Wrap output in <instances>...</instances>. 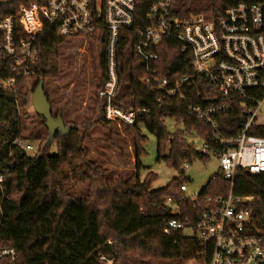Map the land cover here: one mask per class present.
<instances>
[{
	"label": "trees",
	"instance_id": "obj_1",
	"mask_svg": "<svg viewBox=\"0 0 264 264\" xmlns=\"http://www.w3.org/2000/svg\"><path fill=\"white\" fill-rule=\"evenodd\" d=\"M28 1L31 0H0V19L14 14L21 3ZM239 1L242 0H174L172 7L174 15L182 19L193 14L216 19ZM95 36L61 35L54 24L47 23L34 40L37 49L36 59L31 64L34 83L25 87L18 83L21 80L18 78L13 88L0 84V247L15 248L17 264H101L100 254L114 255L115 264H186L202 251L200 241L186 235L182 229L165 233L164 227L166 220L172 217H186L187 226H195L198 208L180 188L183 182L189 181L182 164H191L195 159L204 161L209 153L217 157V147L210 139L209 126L188 110L187 104L203 103L202 98L194 94L198 91L206 95L208 91L195 80L185 91L184 98L178 94L158 101L157 97L164 90L142 81L146 71L142 59L133 52L137 34L132 29H122L119 33L115 50L117 85L112 102L122 109L147 110L135 124H123L124 130L131 135L135 158L133 171L108 180L105 170L88 157L92 152V125L104 126L112 140L111 146H116L113 136H118V132L108 126L112 120L105 118L102 101L98 103L99 111L68 120L72 127L66 135L56 133L54 154L48 153L46 134L39 136L41 143L34 154L14 143L21 138H36L35 133L26 138L22 136L20 107L30 99L40 78L45 82L65 71L59 64L64 56L62 48L72 43V38H97ZM98 41L100 74L97 87H102L108 75V57L105 40L98 37ZM156 51L161 78L172 83L179 75L192 73L190 54L182 51L174 37L163 38ZM0 62V79L11 77L9 64L12 61L3 59ZM76 93L75 89L58 110L57 115L63 120L69 114L67 104ZM261 96L263 92H258V97ZM233 104L229 111L217 117L219 133L223 136L240 132L247 119L246 114L239 112L236 101ZM167 118L175 119L185 131L179 128L169 131L165 123ZM143 129L156 137L157 160L178 172L157 189L150 186L156 178L154 172L148 171L143 180L139 177L143 166L140 162L142 143L146 139ZM185 132L197 134L199 139L210 144L211 151L197 150ZM249 133L264 136V125H254ZM82 170L90 184L87 190L76 194L69 190L67 182ZM230 187V181L217 170L201 189L200 197L226 194ZM232 191L251 197L245 205L251 212L247 228L264 239V173L252 175L238 169ZM167 200L177 204L181 215L173 211Z\"/></svg>",
	"mask_w": 264,
	"mask_h": 264
},
{
	"label": "built area",
	"instance_id": "obj_2",
	"mask_svg": "<svg viewBox=\"0 0 264 264\" xmlns=\"http://www.w3.org/2000/svg\"><path fill=\"white\" fill-rule=\"evenodd\" d=\"M174 0H31L21 3L14 14L0 19V61L9 59L13 75L1 78L0 84L13 88L18 80L34 75L31 64L36 59L35 37L47 23L57 27L61 35L95 34L107 48V79L98 91L103 102L105 118L125 125H133L145 109H122L113 104L117 85L115 50L122 29L137 34L133 52L145 67L143 82L164 90L157 97L178 95L199 80L208 91L196 92L203 103L190 102L188 110L210 128L211 141L217 147L219 170L230 181L226 194L200 197V191L188 193L183 182L181 190L197 206L195 226H187L188 218L166 220L164 232L172 229L189 231L203 248L186 264H264V239L249 232L250 209L245 207L251 197L236 195L232 185L238 169L252 175L264 173V136L249 133L256 124L264 98V0H242L227 7L216 19L193 14L186 19L174 15ZM143 24V25H142ZM145 24V25H144ZM104 33V34H103ZM165 37H174L182 51H188L192 73L182 74L170 83L161 78L158 69L157 45ZM1 63V62H0ZM8 68V67H7ZM258 92L263 96L258 97ZM206 100H210L206 102ZM247 119L242 130L234 135L219 133L217 117L234 105ZM202 141L200 151L209 152L211 146ZM14 143L25 151H35L34 145L17 139ZM189 162L182 164L185 170ZM1 181V176H0ZM173 211L181 215L175 202L167 200ZM209 248V249H208ZM209 252V254H208ZM17 250L0 247V264H17ZM101 264H115L111 254H100Z\"/></svg>",
	"mask_w": 264,
	"mask_h": 264
},
{
	"label": "rangeland",
	"instance_id": "obj_3",
	"mask_svg": "<svg viewBox=\"0 0 264 264\" xmlns=\"http://www.w3.org/2000/svg\"><path fill=\"white\" fill-rule=\"evenodd\" d=\"M99 43L98 39L94 37L72 38V43L62 48L64 56L59 64L61 69L65 71L57 77L47 78L44 82V90L49 98L54 116H57L60 107L73 95V91L76 89L75 97L67 104L69 114L66 116L67 119L64 118L66 126L72 127V124L68 123L70 119L83 118L94 113L95 110L99 111L100 99L97 95L102 88L97 87L100 74L98 67ZM77 78L78 81L76 82ZM34 81L33 77H28L24 80L23 86L29 87ZM20 117L22 119V136L26 138L32 133L36 135V138L32 140L21 138L24 142L34 145L35 151L28 152L34 154L38 151L39 143H41L39 136L46 134L47 140V128L43 119L36 114L30 99L23 107H20ZM257 122L264 125V98L261 102ZM165 123L169 131L177 128L185 131L183 125L177 124L173 118H167ZM108 126L114 127L118 132V136H113L116 146H111L112 140H110L109 132L105 130L104 126L101 124L92 125L90 148L92 152L88 157L97 164L96 166L105 170L104 176L109 180L110 178H117L122 173L127 174L133 171L135 158L130 143L131 135L124 130L125 126L118 121H112ZM142 131L146 139L142 143L143 152L140 155V162L143 166L139 170V177L140 180H143L148 171L154 172L156 178L150 186L152 189H157L165 186L173 177L178 175V172L163 161L157 160L156 137L145 129ZM185 134L188 140L194 143L197 150L201 148L202 141L197 134L194 132L191 134L185 132ZM47 145L48 153L54 154L56 152L55 138ZM208 156L204 161L201 159L193 160L184 170L185 176L189 178V181H186L188 193L200 191L208 179L219 170L217 157L212 153H209ZM67 183L69 190L78 194L88 189L90 180L82 170ZM185 233L189 234L190 232L186 231Z\"/></svg>",
	"mask_w": 264,
	"mask_h": 264
},
{
	"label": "water",
	"instance_id": "obj_4",
	"mask_svg": "<svg viewBox=\"0 0 264 264\" xmlns=\"http://www.w3.org/2000/svg\"><path fill=\"white\" fill-rule=\"evenodd\" d=\"M30 101L36 114L43 119L47 128L48 137L46 144H50L52 142L57 132L61 135H66L70 131L71 126L65 125L61 115L54 116L52 114V107L44 90L43 78H40L37 82L33 92L31 93ZM208 101L210 100H206V102Z\"/></svg>",
	"mask_w": 264,
	"mask_h": 264
}]
</instances>
